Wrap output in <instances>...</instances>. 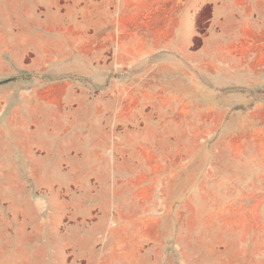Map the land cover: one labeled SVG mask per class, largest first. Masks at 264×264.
I'll list each match as a JSON object with an SVG mask.
<instances>
[{"label":"rangeland","instance_id":"374dc122","mask_svg":"<svg viewBox=\"0 0 264 264\" xmlns=\"http://www.w3.org/2000/svg\"><path fill=\"white\" fill-rule=\"evenodd\" d=\"M207 15L134 61L126 0H0V264H264V0Z\"/></svg>","mask_w":264,"mask_h":264},{"label":"crops","instance_id":"0c3cea01","mask_svg":"<svg viewBox=\"0 0 264 264\" xmlns=\"http://www.w3.org/2000/svg\"><path fill=\"white\" fill-rule=\"evenodd\" d=\"M259 0H126V54L166 52L184 54L197 36L196 21L208 10L204 23L208 30L249 27ZM215 35H206L200 51L210 62ZM193 53V52H191Z\"/></svg>","mask_w":264,"mask_h":264},{"label":"trees","instance_id":"16d2710c","mask_svg":"<svg viewBox=\"0 0 264 264\" xmlns=\"http://www.w3.org/2000/svg\"><path fill=\"white\" fill-rule=\"evenodd\" d=\"M14 80H16V78L4 80L3 83L11 82V81H14Z\"/></svg>","mask_w":264,"mask_h":264}]
</instances>
